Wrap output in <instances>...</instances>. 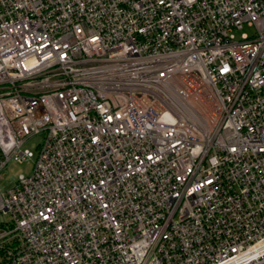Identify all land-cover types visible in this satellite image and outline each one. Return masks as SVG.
Returning <instances> with one entry per match:
<instances>
[{"label":"built area","instance_id":"obj_1","mask_svg":"<svg viewBox=\"0 0 264 264\" xmlns=\"http://www.w3.org/2000/svg\"><path fill=\"white\" fill-rule=\"evenodd\" d=\"M38 133L0 264H264V0H0V169Z\"/></svg>","mask_w":264,"mask_h":264},{"label":"rangeland","instance_id":"obj_2","mask_svg":"<svg viewBox=\"0 0 264 264\" xmlns=\"http://www.w3.org/2000/svg\"><path fill=\"white\" fill-rule=\"evenodd\" d=\"M251 29L243 27L241 30L233 31L234 37L239 38L242 34H250ZM43 133L32 134L28 136L22 143V148H26L32 152V157L23 158L18 161L10 159L0 169V191H4L9 188L20 174L28 175L31 171L35 153L37 151L38 144L41 142ZM5 217L0 215V221H5Z\"/></svg>","mask_w":264,"mask_h":264}]
</instances>
